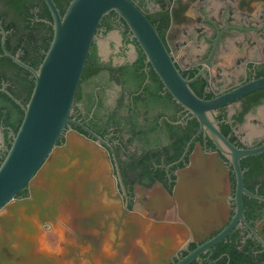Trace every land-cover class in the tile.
I'll return each mask as SVG.
<instances>
[{"label":"flooded vegetation","instance_id":"1","mask_svg":"<svg viewBox=\"0 0 264 264\" xmlns=\"http://www.w3.org/2000/svg\"><path fill=\"white\" fill-rule=\"evenodd\" d=\"M133 2L147 16H153L158 28L160 13L169 10L171 23L164 42L184 77L194 79L214 47L205 39L203 28L208 29L210 39L217 40L212 67L207 66L206 75L191 84L199 88L201 98L215 99L264 77V0ZM179 4L186 6L182 22L176 20ZM202 5L208 9L205 13ZM192 9L196 10L195 17L190 16ZM109 15L113 29L107 32L106 27H99L94 42L106 69L80 82L71 116L93 134L72 125L67 132L78 134L70 135L69 142L66 134L58 143L61 147L74 140L81 147L91 146L95 160L86 164L81 153L75 154L80 155L71 168L76 169L75 201L64 202L55 223L42 226L33 217L38 230L30 232L29 245L2 249V255L12 258L15 264H24V255L28 259L25 264H179L206 246L189 264H264V153L241 160L246 191L240 192L241 209L237 174L229 160L220 155L227 172L228 216L220 229L203 241L194 240L175 200L178 174L189 167L197 145L207 154L217 150L201 133L181 161L189 142L200 131L198 126L180 158L173 160L178 137L174 127H188L191 116L169 100L164 87L159 91V104L150 107L147 95L136 103L138 93L132 82L119 84L120 72H112L111 68L120 71L121 67L134 65L141 48L124 22L116 14ZM110 36L113 51L106 57L101 49ZM116 90L110 104V94ZM261 91L264 89L214 112L222 133L238 148L264 145V96L259 99L257 94ZM245 109L249 110L239 120ZM75 156L69 153V159ZM28 197L27 188L18 196ZM4 215L6 211L0 217ZM234 221L229 233L208 249L210 242Z\"/></svg>","mask_w":264,"mask_h":264},{"label":"water","instance_id":"2","mask_svg":"<svg viewBox=\"0 0 264 264\" xmlns=\"http://www.w3.org/2000/svg\"><path fill=\"white\" fill-rule=\"evenodd\" d=\"M44 1L53 19V39L37 70L22 62L19 53L12 55L6 50L7 33L3 29L0 31L4 55L30 72L35 81L27 106H23L2 89L21 106L24 119L18 132L11 133L9 148L4 147V137L1 134L0 150L6 156L0 165V214L6 211V215L0 217V264H15L12 258L2 255V249H10L15 245L24 248L29 245L27 240L32 237L30 232L38 230V226L32 221L33 217L41 221L42 226L47 222L55 223L64 202L75 201L76 169L71 168L80 157L75 154L81 153L83 161L87 160L86 164L95 160L91 146L81 147L74 140L72 144L67 143L61 147L58 143L66 134L68 142L70 135L78 134L76 131L67 132L72 125H78L93 134L71 119V116L97 32L103 19L110 13H115L129 28L146 57L145 65L154 70L164 90L200 126L199 133L189 142L181 161L201 133L215 146L217 152L207 154L197 145L190 157L189 167L178 174L174 195L180 218L189 228L194 240L203 241L220 229L229 212L227 172L220 155L229 160L237 174L238 204L241 209L240 192H246L241 160L263 154L264 145L252 149L238 148L222 133L214 112L264 89V77L238 86L218 98L206 100L199 97L191 87L199 77L206 75L207 66L213 65L217 40L208 37L206 27L204 37L214 47L198 75L189 79L182 75L183 69L168 46L133 0H71L64 15L54 0ZM206 9V5H203L204 13ZM211 26L219 31L215 24L211 23ZM94 137L98 138L96 135ZM69 153L75 157L69 159ZM26 188L30 197L18 198ZM46 217H49L48 220H43ZM234 225L235 221L223 234L210 242L208 249L219 243ZM205 247L187 256L179 264H189L205 251ZM19 252L26 254L23 250ZM22 259L24 264L28 262L26 255Z\"/></svg>","mask_w":264,"mask_h":264},{"label":"trees","instance_id":"3","mask_svg":"<svg viewBox=\"0 0 264 264\" xmlns=\"http://www.w3.org/2000/svg\"><path fill=\"white\" fill-rule=\"evenodd\" d=\"M62 15H64L71 0H54ZM0 31L3 29L7 33L5 42L6 50L12 55L20 54L22 62L38 69L42 64L45 53L48 51L53 39V29L51 23L53 22L51 13L44 0H0ZM163 8H167L166 3H162ZM186 6L179 4V10L176 12V20L182 22V16ZM115 14V13H111ZM161 27L154 23L153 16L149 15L147 18L153 24L159 35L165 41V33L170 26L171 18L169 10L162 11ZM110 15L106 16L100 28L106 27L107 32L113 29L110 21ZM2 36H0V130L4 137V147H10L11 133L16 134L23 122L24 111L14 99L21 102L23 106H27L34 90L35 81L33 75L25 69L19 67L10 58L4 55L2 45ZM146 57L140 50L138 60L134 65H126L119 68V70L111 68L112 72H120L117 77L120 85L132 82L136 88L138 95L135 96V101L138 103L142 100L143 95H147V105L153 106L159 104L161 96L159 91L164 87L154 70L149 67L148 72L145 71ZM106 68L100 63L98 50L96 44H93L86 68L82 76V82L102 72ZM206 84L203 81V85ZM194 92L202 97L199 93L198 87L191 86ZM5 89L10 93L11 98ZM259 99L264 96V91L258 92ZM79 97V95H78ZM257 97V98H258ZM169 100L173 101L179 110L182 107L173 100L172 96L168 94ZM259 99L255 100L260 103ZM145 103V105H146ZM249 109L241 114L243 115ZM136 125V124H135ZM199 124L196 120L189 122V126L184 128L181 125L175 126L178 129V137L176 138L175 151L176 156L173 160L180 158L184 152L187 143L197 131ZM228 135V132H225ZM6 153L0 150V165L4 160ZM236 259V258H234Z\"/></svg>","mask_w":264,"mask_h":264},{"label":"rangeland","instance_id":"4","mask_svg":"<svg viewBox=\"0 0 264 264\" xmlns=\"http://www.w3.org/2000/svg\"><path fill=\"white\" fill-rule=\"evenodd\" d=\"M112 43H114L112 40H111V36L110 38H108V40L106 41V44L104 45V47L101 49L102 50V54L104 56H109V55H112V51H113V46H112ZM117 95V90L114 92V93H111L110 94V100H109V103L110 104H113L114 100H115V97Z\"/></svg>","mask_w":264,"mask_h":264},{"label":"crops","instance_id":"5","mask_svg":"<svg viewBox=\"0 0 264 264\" xmlns=\"http://www.w3.org/2000/svg\"><path fill=\"white\" fill-rule=\"evenodd\" d=\"M201 8L203 9V5L201 6ZM206 10H208V9H206ZM195 15H196V10L192 9L190 11V16L195 17ZM0 142H1V130H0Z\"/></svg>","mask_w":264,"mask_h":264}]
</instances>
